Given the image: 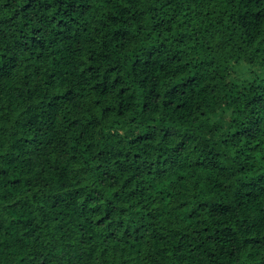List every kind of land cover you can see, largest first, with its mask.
Here are the masks:
<instances>
[{"label": "trees", "instance_id": "1", "mask_svg": "<svg viewBox=\"0 0 264 264\" xmlns=\"http://www.w3.org/2000/svg\"><path fill=\"white\" fill-rule=\"evenodd\" d=\"M0 264H264V0H0Z\"/></svg>", "mask_w": 264, "mask_h": 264}]
</instances>
